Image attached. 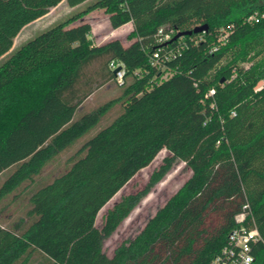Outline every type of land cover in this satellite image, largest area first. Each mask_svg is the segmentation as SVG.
Segmentation results:
<instances>
[{
    "label": "trees",
    "instance_id": "1",
    "mask_svg": "<svg viewBox=\"0 0 264 264\" xmlns=\"http://www.w3.org/2000/svg\"><path fill=\"white\" fill-rule=\"evenodd\" d=\"M62 1L0 0V58L26 24ZM96 5L107 7L113 28L133 22L128 44L118 37L94 43L91 22L73 23L80 16H72L0 65V177L9 171L0 201L120 105L61 174L15 192L25 212L8 226L0 223V264H213L247 204L246 224L253 217L262 236L252 264H264V0ZM204 22L206 31L174 37ZM162 26L174 29L164 42L158 39ZM159 47L169 57L153 63ZM112 60L124 64L123 81ZM114 79L119 96L84 111L85 101ZM163 148L169 154L150 185L176 161H185L192 174L109 256L104 239L140 197L116 202L102 228L98 214Z\"/></svg>",
    "mask_w": 264,
    "mask_h": 264
},
{
    "label": "rangeland",
    "instance_id": "2",
    "mask_svg": "<svg viewBox=\"0 0 264 264\" xmlns=\"http://www.w3.org/2000/svg\"><path fill=\"white\" fill-rule=\"evenodd\" d=\"M99 0H85L76 5H70L67 0H63L56 6H53L46 14L26 24L15 38L14 45L5 55L0 58V65L23 44L30 39L35 38L44 31L50 29L60 22L66 21L72 16H80V20L91 22L92 28L90 38L96 44L103 43L109 39L118 37L124 44H128L131 39L128 38L129 32L133 29V22L129 21L116 28H113L109 19V10L106 6H98ZM257 14V13H255ZM254 14V15H255ZM248 66L250 62L242 63ZM260 81L258 86H261ZM122 89L115 79L98 88L91 97L84 103V111L93 110L105 102L116 98ZM119 104H115L101 119V122L92 128L86 135L77 139L72 145L61 150L47 163L42 170L34 177V180L24 181L21 189L28 190L39 181L53 180L61 174L73 161L76 154L80 152L86 138L93 134L99 125L109 123L119 111ZM169 151L163 148L156 157L145 167L136 172L132 179L102 208L97 217V224L102 228L106 214L114 204L126 196H139L138 202L131 208L128 215L117 226L114 232L104 239L103 249L112 256L119 245L127 242L138 235L146 226L148 221L155 216L157 211L164 206L166 201L175 194L185 181L191 176L192 171L186 165L185 161H176L171 166L167 174L155 184L150 185L153 172L157 170L163 159ZM9 171H6L0 177V187L4 184ZM15 192L10 193L6 198L0 201V223L8 226L9 223L18 219L24 214V206L21 201L14 199ZM26 201H24L25 203ZM33 257H37L34 254Z\"/></svg>",
    "mask_w": 264,
    "mask_h": 264
},
{
    "label": "built area",
    "instance_id": "3",
    "mask_svg": "<svg viewBox=\"0 0 264 264\" xmlns=\"http://www.w3.org/2000/svg\"><path fill=\"white\" fill-rule=\"evenodd\" d=\"M251 18L259 20L258 14L252 15ZM174 29L168 26H162L159 29V41H166L171 38ZM228 33L221 35L220 40L225 41ZM217 47H215L216 49ZM175 54V52H172ZM169 57V53L163 54L161 48H156L152 52L153 63L160 62L163 58ZM121 65L115 76L118 81H123L125 75V66L112 60L110 66L115 69ZM215 89L209 90L210 94H214ZM244 212L236 216L237 226L229 233L227 244L223 247L221 252L213 260V264H252L255 261L254 245L262 240L259 229L255 226L254 218H251L252 225H247V219L250 215L249 204L244 206Z\"/></svg>",
    "mask_w": 264,
    "mask_h": 264
},
{
    "label": "water",
    "instance_id": "4",
    "mask_svg": "<svg viewBox=\"0 0 264 264\" xmlns=\"http://www.w3.org/2000/svg\"><path fill=\"white\" fill-rule=\"evenodd\" d=\"M209 28V24L207 22H204L202 24H198L194 26L193 28L190 29H185V30H180L175 34V38L182 36L184 34H191L193 32H201V31H206ZM119 69H121V65L117 66L113 71L116 73Z\"/></svg>",
    "mask_w": 264,
    "mask_h": 264
},
{
    "label": "crops",
    "instance_id": "5",
    "mask_svg": "<svg viewBox=\"0 0 264 264\" xmlns=\"http://www.w3.org/2000/svg\"><path fill=\"white\" fill-rule=\"evenodd\" d=\"M91 96H92V95H91ZM91 96H90V97H91Z\"/></svg>",
    "mask_w": 264,
    "mask_h": 264
}]
</instances>
